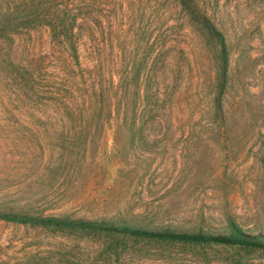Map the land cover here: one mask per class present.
I'll list each match as a JSON object with an SVG mask.
<instances>
[{
    "label": "rangeland",
    "instance_id": "obj_1",
    "mask_svg": "<svg viewBox=\"0 0 264 264\" xmlns=\"http://www.w3.org/2000/svg\"><path fill=\"white\" fill-rule=\"evenodd\" d=\"M55 1L77 59L45 21L0 31V210L264 235V0H195L230 52L222 116L215 49L178 0ZM0 264H264V248L0 219Z\"/></svg>",
    "mask_w": 264,
    "mask_h": 264
},
{
    "label": "trees",
    "instance_id": "obj_2",
    "mask_svg": "<svg viewBox=\"0 0 264 264\" xmlns=\"http://www.w3.org/2000/svg\"><path fill=\"white\" fill-rule=\"evenodd\" d=\"M54 1L55 0H52V2ZM178 2L186 11L190 19L200 28L207 43L211 44L215 49L217 72L214 85V104L215 112L222 116L223 97L228 86L230 65V52L226 36L215 25L210 17L198 7L195 0H178ZM58 5L59 3L57 4V1H55V7L58 11L53 13H51L50 10L48 12H43L40 7L41 3L36 4L34 2L29 6H25V8H18L13 11H9L11 9L8 7V11L0 15V31L2 33H8L18 27H28L37 21H45V23L51 28L52 36L55 39L62 38L66 44H69L74 57L77 59L73 32L67 24L70 21V17L65 14L64 10L61 11L58 9ZM56 20L60 21L61 26L56 23ZM127 77L128 74L124 76L126 97L129 96L131 91V80L127 79ZM134 83L136 82L134 81ZM129 110L130 109L126 106L124 121L135 122L137 119L136 113L129 112ZM109 113H111V111ZM0 219L6 222L29 224L55 230H68L81 234L119 238L121 241L132 240L135 242L158 244H221L264 248V235L245 233L233 218L229 219L230 231L225 233H208L200 230L189 231L162 226L151 227L146 224L127 220H93L74 218L71 216L44 215L41 213H32L14 209L0 210ZM115 245L113 246L114 249H116Z\"/></svg>",
    "mask_w": 264,
    "mask_h": 264
}]
</instances>
